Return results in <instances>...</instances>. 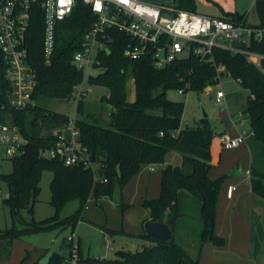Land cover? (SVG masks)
I'll use <instances>...</instances> for the list:
<instances>
[{
	"label": "trees",
	"instance_id": "obj_1",
	"mask_svg": "<svg viewBox=\"0 0 264 264\" xmlns=\"http://www.w3.org/2000/svg\"><path fill=\"white\" fill-rule=\"evenodd\" d=\"M177 7L197 12V0H177ZM259 26H264V0H255ZM221 17L239 21L244 15L222 9ZM96 17L91 8L78 0L72 14L58 24L56 49L50 64L45 63L43 37L45 17L35 7L28 33V46L33 65L37 70V86L33 93L34 105L25 109L5 108L7 120L18 125L29 139L26 152L11 159L13 170L2 173L0 181L9 188V197L4 205L10 209L13 225L0 229V240L21 239L31 233H40L59 227L75 229L83 218V212L91 195L97 200L114 195L117 182L127 185L144 164H163L168 154L177 151L182 155V164L167 165L162 171L161 194L158 198L145 199L143 207L150 212L152 220L166 222L173 235L169 240H159L143 234L126 233L103 227L104 233L115 236L127 235L136 242V249L117 250L115 258L84 256V264H202L193 258L174 237L176 222L180 217L178 193L186 190L202 202V242L224 246L226 240L215 232L217 204L224 177L213 179L210 171L212 142L215 134L208 118L203 117L195 128H182L185 110L183 102L168 98L169 90H179L187 83L201 92L216 84L215 68L200 58L184 57L172 66L156 68L150 56L131 59L125 55L128 39L121 33H113L109 51L101 54L104 69L88 77V83L108 89L102 102L110 106L109 118L87 111L86 103L78 98L77 112L85 115L76 119L82 142L88 146L93 160L98 163L97 175L91 168L81 165L66 166L58 160L41 159L39 147L46 143L44 131L68 123L70 116L50 110L41 104L46 100H71L76 88L85 80V73L73 64L74 54L81 48L86 32ZM254 50L264 53V42L255 44ZM217 62L226 65L228 71L249 89L248 106L243 115L250 121L254 136L264 143V75L243 54L229 50L214 49ZM133 79L135 98H128V83ZM11 84L6 78L4 58L0 52V99L11 93ZM46 170L53 172L51 204L59 211L69 202L77 201L76 211L65 217L57 215L42 221L33 218L25 221L21 211L34 213L35 203L41 193L40 183ZM264 172L253 171V192L264 197ZM22 222L18 228L16 221ZM145 224V222H144ZM67 255L54 254L48 264H62ZM34 264H42L36 262Z\"/></svg>",
	"mask_w": 264,
	"mask_h": 264
},
{
	"label": "built area",
	"instance_id": "obj_2",
	"mask_svg": "<svg viewBox=\"0 0 264 264\" xmlns=\"http://www.w3.org/2000/svg\"><path fill=\"white\" fill-rule=\"evenodd\" d=\"M77 1L0 0V52L4 58L6 78L12 88L11 93L6 94L11 107L25 109L35 104L33 93L37 86V70L28 46V33L35 7L41 9L45 17L43 55L45 63L50 64L56 49L58 24L72 14ZM83 2L96 17L84 36L81 48L73 57V64L84 73L91 68L100 71L104 69L101 54L110 50L113 33L117 32L128 39L125 50L128 58L150 56L156 68L170 67L178 60L194 55L201 62L215 68L214 80L218 83L224 74L230 73L226 65L217 62L214 57V49L220 48L245 55L247 61L264 75V53L252 48L264 42V26L249 23L245 17L233 21L147 0ZM190 87L187 83L179 91L185 93V89ZM81 93L82 90L78 98ZM224 98L225 92L219 89L217 101L222 102ZM11 107L6 104L5 98L0 99V176L4 161L23 155L29 144L28 137L20 127L5 117V108ZM43 136L47 138L38 150L41 159L58 160L66 166L81 165L91 168L97 175L98 163L93 160L88 146L82 142L76 119L70 117L68 123L44 132ZM245 140L244 135L232 137L225 134L220 137L225 149H235ZM234 189L230 187L229 196H232ZM68 246V254L62 264H84L80 243L76 242L74 234L68 239Z\"/></svg>",
	"mask_w": 264,
	"mask_h": 264
},
{
	"label": "rangeland",
	"instance_id": "obj_3",
	"mask_svg": "<svg viewBox=\"0 0 264 264\" xmlns=\"http://www.w3.org/2000/svg\"><path fill=\"white\" fill-rule=\"evenodd\" d=\"M147 1L169 6L178 5L177 0ZM213 7H206L200 2H197V12L215 15L217 11L214 5ZM237 9L241 15L249 12L250 21H259L255 0H237ZM99 72L100 70L98 69H88L85 73L84 83L77 89L78 91H75V96L71 100H46L41 102V104L46 105L52 111L70 116L71 118L84 119L85 115H80L77 112L78 95L82 90L85 95L81 97L86 103L87 111L97 113L104 120H107L111 107L102 102V97L108 94V89L88 83V77L90 75H96ZM208 89L211 91L209 92ZM219 89H222L227 95L222 102H218L216 99V94ZM167 95L169 99L185 104L182 119L183 128L197 127L200 120L204 117V111L208 113V120L215 134L211 147L213 149H216L218 145L220 146L219 135L222 133L234 136L238 131L245 130L248 136L252 134L249 121L244 120L242 123L238 122L240 118L245 117L243 111L248 106L250 91L243 87L231 73L224 74L217 84H211L201 92L189 90L181 93L179 90H169ZM128 98L130 100H134L135 98V84L133 79H130L128 83ZM254 139L262 147V150L259 149V151H256V162L262 167L264 166V143L256 138ZM170 155L172 162L177 160V158H181V154L177 151H172ZM165 163L153 164L156 171L152 176H149V173L148 175L145 173V169L147 168L149 170L151 164L142 165L139 174L127 185L122 187L124 200L121 205H116L112 197H104L97 200L94 194L91 195L88 205L83 212V218L77 223L75 229L71 226H66L45 232L31 233L21 239L10 241L11 246L8 245L6 248L0 246V264H28V260L36 253H40L41 250L43 253H46V256L54 254L63 255L67 252V248L69 249L68 239L73 234L75 235L76 242L80 243V252L82 251V254L86 257L93 256L111 259L116 257V252L119 249L131 248L135 250L136 242L129 236L122 234L115 236L107 235L105 243L103 244L105 233L101 227L105 226L113 228L114 230H122L126 233L143 234V214L145 210L142 205L145 199H154L160 196L161 178L157 184L155 180L158 175L162 177ZM216 167L218 169V166ZM1 170L5 174L11 173L13 170L12 161H4ZM229 174L228 172L221 177H224V180H226L230 176ZM53 176L54 174L50 170L44 172L40 183L41 193L38 201L35 203L34 213L30 214L27 210H22V219L32 221L35 218L37 221H42L57 214L60 218H65L76 211L78 207L77 201L69 202L59 211L51 204V182ZM154 191H158L156 197H147V192L151 194ZM8 193L9 188L7 184L4 181H0V229L10 228L13 225L10 209L3 202ZM16 226L22 228V222L17 220ZM202 245H200V248L203 247Z\"/></svg>",
	"mask_w": 264,
	"mask_h": 264
},
{
	"label": "crops",
	"instance_id": "obj_4",
	"mask_svg": "<svg viewBox=\"0 0 264 264\" xmlns=\"http://www.w3.org/2000/svg\"><path fill=\"white\" fill-rule=\"evenodd\" d=\"M197 2H200L206 7L214 8V5L217 8H215L217 11L215 15L208 13L202 14L221 16L222 9L239 13L237 0H197ZM249 15V12L244 15L249 23H259V21H250ZM226 96L225 93V98ZM244 120L249 121L245 116L240 118L238 122L242 123ZM222 135L225 134L222 133L219 135L220 146L218 145L216 149L211 148L214 167L210 171V176L213 179H218L222 175L228 172L230 173V176L221 185L215 227L216 234L224 237L226 244L219 247L213 245L211 242H202V202L183 189L178 193L181 215L176 222L174 237L180 246L193 258L199 259L202 264H264V199L262 196L253 192L251 186L253 171L264 172V166L260 167L256 162V151H259V149L262 150V147L255 139L253 140V138H256L253 130L251 136H248L245 130L238 131L236 135L232 136L244 135L246 137L245 142L235 149H225L222 147L220 141ZM170 153L168 154L164 167L167 165H181L183 160L182 155L181 158H177V160L172 162ZM152 166L154 169H152ZM216 166H218V169ZM155 171L156 168L154 165H150L149 170L147 168L145 169V173L147 175L149 173V176H152ZM160 178V175H158L155 180L156 184L158 181L160 182ZM232 186L235 189L232 196H229V189ZM157 193L158 191H154L151 194L147 192V197H156ZM112 199L116 205L123 204V191L119 183L116 184ZM144 210L143 228L144 222L151 219L150 212L145 208ZM107 235L105 233V239ZM14 240H0V246L5 248L8 245L11 246L10 241L12 242ZM200 245L203 247L200 248ZM67 254L68 248L67 252L63 255ZM45 256L46 253H43L41 250L40 253H36L28 260V264L41 263Z\"/></svg>",
	"mask_w": 264,
	"mask_h": 264
},
{
	"label": "water",
	"instance_id": "obj_5",
	"mask_svg": "<svg viewBox=\"0 0 264 264\" xmlns=\"http://www.w3.org/2000/svg\"><path fill=\"white\" fill-rule=\"evenodd\" d=\"M6 104L11 107V103L6 93H4ZM204 117L208 118V113L204 111ZM145 232L148 236L159 239V240H169L171 239L173 232L166 222H157L152 219L147 220L144 224ZM105 242V237H103V244ZM52 255H47L41 261L42 264H48Z\"/></svg>",
	"mask_w": 264,
	"mask_h": 264
}]
</instances>
